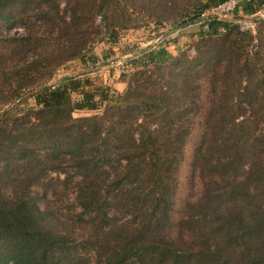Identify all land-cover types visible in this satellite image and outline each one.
Here are the masks:
<instances>
[{"label": "trees", "instance_id": "trees-1", "mask_svg": "<svg viewBox=\"0 0 264 264\" xmlns=\"http://www.w3.org/2000/svg\"><path fill=\"white\" fill-rule=\"evenodd\" d=\"M225 1L0 0V264H264V15L205 14ZM137 14L201 22L193 54L146 48L120 92L49 83Z\"/></svg>", "mask_w": 264, "mask_h": 264}, {"label": "rangeland", "instance_id": "rangeland-1", "mask_svg": "<svg viewBox=\"0 0 264 264\" xmlns=\"http://www.w3.org/2000/svg\"><path fill=\"white\" fill-rule=\"evenodd\" d=\"M241 1V0H239ZM62 5V0H59ZM216 12H220L217 10ZM242 15L228 17L235 22H243ZM249 18V17H248ZM229 19V20H230ZM135 20L140 23L124 29H116L112 37L94 40L90 46V51L85 54L83 60L71 59L58 66L49 83L58 82L68 78H77L85 81L82 88L87 90L105 89L108 93L120 92L124 86L126 78L133 70L132 59H137L146 48L162 46L169 55H177L184 50L192 55V42L197 38L196 33L200 30L201 22H192L184 26L172 24L170 22H146L141 14L135 16ZM20 32V30H17ZM14 30L5 31L0 29V35H12ZM91 55V58H90ZM72 98H77L78 94L73 92ZM24 105H34L32 97H28ZM90 111H75L73 116L90 114ZM192 148V141H189L185 148L184 161L188 160ZM185 167L177 172L176 196L181 204L187 196L194 192L186 182ZM10 264V263H6Z\"/></svg>", "mask_w": 264, "mask_h": 264}, {"label": "built area", "instance_id": "built-area-1", "mask_svg": "<svg viewBox=\"0 0 264 264\" xmlns=\"http://www.w3.org/2000/svg\"><path fill=\"white\" fill-rule=\"evenodd\" d=\"M239 3H240L239 0H226L225 2L219 4L218 6L206 11L205 14L214 16L217 19H228L229 16L230 18L233 16L234 10H237V12H240ZM217 10H219L220 12H216ZM263 15H264L263 10L257 11L253 15L243 16L242 17L244 18L243 22H239V23L236 22V23L239 25L240 30H246L251 33H254L255 21L253 20V17H256V16L263 17Z\"/></svg>", "mask_w": 264, "mask_h": 264}]
</instances>
